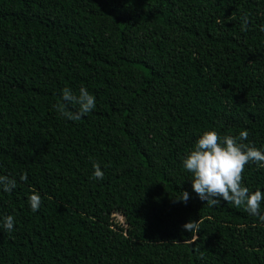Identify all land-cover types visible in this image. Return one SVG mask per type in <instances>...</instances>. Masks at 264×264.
Here are the masks:
<instances>
[{"label":"trees","instance_id":"trees-1","mask_svg":"<svg viewBox=\"0 0 264 264\" xmlns=\"http://www.w3.org/2000/svg\"><path fill=\"white\" fill-rule=\"evenodd\" d=\"M81 86L95 109L61 115ZM212 129L264 148V0H0V174L17 180L0 264H264V222L201 200L182 166ZM242 183L264 190V163Z\"/></svg>","mask_w":264,"mask_h":264},{"label":"clouds","instance_id":"clouds-1","mask_svg":"<svg viewBox=\"0 0 264 264\" xmlns=\"http://www.w3.org/2000/svg\"><path fill=\"white\" fill-rule=\"evenodd\" d=\"M247 23V17L244 19ZM62 101L56 108L61 115L70 119H79L96 107V96L86 87L81 86L78 93L71 88L62 89ZM76 106L75 112H66V105ZM248 130H240L236 135H220L215 129L204 131L195 141L194 146L182 159V166L191 174L192 190L199 198L214 206L222 198L233 204L243 205L245 210L258 216L264 222V212L260 211L261 201L264 200V190L256 188L249 190L242 183V172L249 162L264 163V148L245 144ZM93 177L102 178L104 173L99 163H93ZM20 180H27V174H21ZM17 185L14 177L0 174V190L11 192ZM187 190L182 192V200L187 203L189 199ZM28 206L32 211H37L41 205L39 192H32L27 198ZM123 217V216H122ZM199 221L189 220L182 227L192 233L198 229ZM15 226V218L9 214L0 218V227L9 231Z\"/></svg>","mask_w":264,"mask_h":264},{"label":"rangeland","instance_id":"rangeland-1","mask_svg":"<svg viewBox=\"0 0 264 264\" xmlns=\"http://www.w3.org/2000/svg\"><path fill=\"white\" fill-rule=\"evenodd\" d=\"M115 217H116L117 221H119V222L122 223V224L124 223V217H122V216L119 215V214H116Z\"/></svg>","mask_w":264,"mask_h":264}]
</instances>
